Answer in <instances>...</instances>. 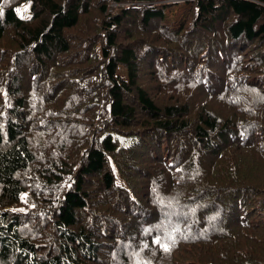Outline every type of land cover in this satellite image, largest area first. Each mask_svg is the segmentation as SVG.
<instances>
[{
    "label": "trees",
    "instance_id": "1",
    "mask_svg": "<svg viewBox=\"0 0 264 264\" xmlns=\"http://www.w3.org/2000/svg\"><path fill=\"white\" fill-rule=\"evenodd\" d=\"M160 1L0 0V264H264V0Z\"/></svg>",
    "mask_w": 264,
    "mask_h": 264
},
{
    "label": "rangeland",
    "instance_id": "2",
    "mask_svg": "<svg viewBox=\"0 0 264 264\" xmlns=\"http://www.w3.org/2000/svg\"><path fill=\"white\" fill-rule=\"evenodd\" d=\"M190 2L191 0H187L185 2H181L179 5L175 7H168L167 9H165L166 17H164V19L162 20V24L167 23L169 29H171L170 27L171 22L172 21L179 22V17L182 16L184 13H186L187 9H189ZM18 9L20 10L19 12L17 11ZM25 9L27 10L25 11ZM15 10L18 16L22 18H28L31 14L30 1H24L19 3L18 5H16Z\"/></svg>",
    "mask_w": 264,
    "mask_h": 264
},
{
    "label": "built area",
    "instance_id": "3",
    "mask_svg": "<svg viewBox=\"0 0 264 264\" xmlns=\"http://www.w3.org/2000/svg\"><path fill=\"white\" fill-rule=\"evenodd\" d=\"M185 1H187V0H163V1H160V2H167V3H170V2H173V3H175V4H173V5H177V3H181V2H185ZM125 3H127V4H130V2L129 1H127V2H125ZM138 4H140V5H152V4H150V3H148V2H138ZM153 4H154V2H153ZM170 7H172V6H170ZM175 7V6H174ZM175 24H177V22L176 21H174V22H171V29L175 26ZM164 25V29L165 30H167V31H171V29H169V26H168V24L167 23H164L163 24ZM172 32V31H171Z\"/></svg>",
    "mask_w": 264,
    "mask_h": 264
},
{
    "label": "snow or ice",
    "instance_id": "4",
    "mask_svg": "<svg viewBox=\"0 0 264 264\" xmlns=\"http://www.w3.org/2000/svg\"><path fill=\"white\" fill-rule=\"evenodd\" d=\"M27 9H25L26 11ZM18 12L20 11L19 9L17 10ZM0 15H2V13H0ZM156 243H161L160 239L157 238V240L155 241ZM173 243H174V240H173ZM161 246L163 247V249L165 251H169L170 250V245L168 243H161Z\"/></svg>",
    "mask_w": 264,
    "mask_h": 264
}]
</instances>
